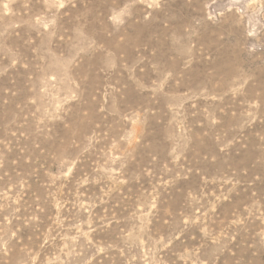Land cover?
Instances as JSON below:
<instances>
[{"label": "rangeland", "instance_id": "374dc122", "mask_svg": "<svg viewBox=\"0 0 264 264\" xmlns=\"http://www.w3.org/2000/svg\"><path fill=\"white\" fill-rule=\"evenodd\" d=\"M0 264H264V0H0Z\"/></svg>", "mask_w": 264, "mask_h": 264}]
</instances>
